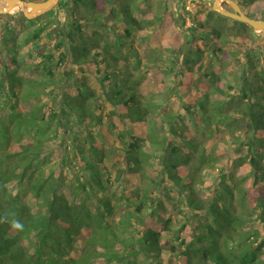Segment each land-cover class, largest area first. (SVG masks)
<instances>
[{
  "label": "trees",
  "instance_id": "trees-1",
  "mask_svg": "<svg viewBox=\"0 0 264 264\" xmlns=\"http://www.w3.org/2000/svg\"><path fill=\"white\" fill-rule=\"evenodd\" d=\"M72 1L91 12L80 17L91 33L73 16L64 34L68 46L38 49L40 79L10 70L18 65L29 75L33 65H20L13 32L0 33L15 44L5 58L0 49V89L7 96L0 116V264H264V234L254 226L264 223V36L257 39L248 24L210 8L233 26L192 15L185 47L177 23L188 14L184 7L158 17L141 15L138 0ZM235 1L264 19V0ZM111 30L113 43L106 37ZM196 34L211 43L208 58L196 48ZM228 35L238 39L234 49L221 46L231 44ZM124 41L133 46L129 55L115 54L112 47L120 51ZM143 44L148 59L139 56ZM157 53L168 64H159ZM94 57L103 59L104 76L75 80ZM53 62L64 87L46 112L41 99L55 85ZM231 62L241 66L238 72L228 69ZM59 130L73 135L72 157L82 162L72 188L64 185L66 151L58 168L46 167V147ZM118 143L125 152L116 168ZM210 169L215 175L207 186ZM180 214L177 244L162 242Z\"/></svg>",
  "mask_w": 264,
  "mask_h": 264
},
{
  "label": "rangeland",
  "instance_id": "rangeland-1",
  "mask_svg": "<svg viewBox=\"0 0 264 264\" xmlns=\"http://www.w3.org/2000/svg\"><path fill=\"white\" fill-rule=\"evenodd\" d=\"M199 0H138L140 4V10L139 13L141 15H146L148 13H152L155 16L160 17L164 12L170 11V10H176V12L180 13L183 10V7L185 11L187 10L188 14H184V17L177 18V23L178 27L181 29V32L184 34V39H186V44L184 45L185 47L191 46L190 45V35L193 32L192 29L186 30L187 27L192 26L193 21L190 20V16L192 15H198L201 16L203 20L206 19V17L210 16V19L212 21H216L218 23H221L222 25L226 27H231L233 26V22H231L230 19L227 18H222L219 19L217 18L216 15L209 13V9L211 8V4L213 0H201L202 4L199 6L198 5ZM179 2H184L178 6ZM197 2V3H196ZM176 4V5H175ZM58 5V3H57ZM55 6L54 8H57V11L50 12L47 11L45 13H42L41 15L35 17V18H26L22 11L18 9H14L11 13L7 14H0V33H2L3 38H9L10 32H13V35L17 38L15 44L17 46V54H18V61L21 62L20 65L26 66L27 64H32L33 67L31 68V71L29 72V75H26L27 72H22V69L20 70V67L17 65L15 67L10 68L12 69H17L19 74L23 73V76L27 77H32L34 79H40L43 75L45 74V71L42 70V63L40 61V55L38 54V49H41L43 52H60L61 49L65 48V45L68 46V37H64L65 31H69L71 29V25L73 23L72 17L75 16L76 18H80L81 16L84 15H90L91 12L87 8H84L82 6L77 7L72 0H65L64 7L63 8H58V6ZM178 6V7H176ZM182 6V7H181ZM243 11L248 10L250 8V5H246L244 7H241ZM53 9V8H52ZM212 10V9H211ZM178 16V15H177ZM82 18V17H81ZM80 18V19H81ZM26 19V20H25ZM183 19V21H182ZM183 22V23H182ZM82 27L84 28V33L86 35H89L91 33V29L84 25V19H81ZM37 28H42L39 35L37 37H33V32ZM10 32H9V31ZM252 33L254 37L257 39H262L264 34L261 33H255L252 30ZM117 34H115L114 31H110V33L106 36L108 42L113 43L116 40ZM227 41H231V44H226L222 43L221 46L225 49L235 48L236 44L234 41H238L236 36L230 37L225 36ZM196 40L195 46L196 48H200L201 50L206 51L205 58L209 57L210 54V42L207 43L201 38H199L198 34L195 35ZM27 39V41H26ZM136 42L142 43L141 38L137 36ZM15 44L10 39V42L4 41L0 37V49L1 52L3 53V57L5 58L8 54V49H12V47H15ZM63 44V45H62ZM125 45L121 47V50L118 51V48L113 46L112 50L114 51L115 54L119 55V53L125 55L128 54V49L131 45L126 43L124 41ZM40 47V48H39ZM133 47V46H131ZM142 47H145V45L139 46V53L140 57H144L146 59L149 58V52L142 51ZM259 51V50H258ZM120 54V56H121ZM129 55V54H128ZM23 56V57H21ZM118 57L120 60L124 61L122 58L123 57ZM168 56H163L159 57L158 53L156 55V59L158 60L159 64L166 65L168 64ZM144 59V62L147 60ZM103 59L99 57H94L89 59L88 66L89 69H86V65L82 67L81 69H78V71L75 74L74 79L75 80H80L81 82H87L89 80V76H91L94 72L98 74V78H101L105 74L106 67H104V62L102 61ZM134 60V57H130L129 61L132 62ZM123 64V62H121ZM134 68V67H133ZM143 70H145V67H142ZM241 66H237L231 62V64L228 65V69H230L232 72H238L240 70ZM50 69H51V79L55 82V85H49L47 87L48 94L46 96L42 97V101L44 102V109L46 112L49 111L50 108V103H55L57 102V93L59 90H61L64 86L61 85L60 80H61V74L59 73L60 67L59 65H56L54 62L50 64ZM49 75V76H50ZM165 80L168 81L169 85H172L173 80L170 74L166 75ZM49 81V79L47 80ZM100 85H97V92L99 91ZM62 87V88H61ZM166 90H168L165 87ZM4 91L0 89V116L5 112L4 110V105L6 104L5 99H6V94ZM4 100V102L2 101ZM106 101V100H105ZM173 103V106L176 107V105ZM1 104H3L1 106ZM76 130L74 133L80 134L81 132L85 133L83 127H74ZM112 134H116V130L112 129L111 130ZM73 135L70 134L66 135L62 130H59L55 135H53L48 142V146L46 147L47 151L45 154H47V163L46 167L48 168H58L61 160L64 156V152L66 151L65 154H68V159H69V165L65 168V173H66V179H64V185L68 186V188H72L70 183L73 180V178L81 180L83 171L81 170V165L82 162L79 161L81 159L80 157H72V150L74 147L73 143ZM77 149V146L75 147ZM114 149L116 150L115 157L113 158V162L118 168L119 161L122 160V157L125 152V143H118ZM78 150V149H77ZM242 150H246V147L242 148ZM74 152V151H73ZM79 158V159H78ZM108 166H110V162L107 161ZM157 170V169H156ZM155 170V171H156ZM249 170V166L246 165L244 168L241 169V172H245ZM215 175L214 169H210L208 173L205 175L206 176V185L210 184L212 181L213 176ZM208 190H206L207 193ZM171 194L174 197H178V192L175 189H172ZM185 222V217L183 214L178 215L177 217L174 218V226L173 230L165 233L162 236V242L164 241H171V242H177V240L174 238V231L177 230L182 223ZM256 228H258L259 232L261 234H264V223L261 222H256L254 225ZM169 242V244L171 243ZM177 244V243H175ZM164 258L167 259V257L164 255ZM176 259H173V263L176 264Z\"/></svg>",
  "mask_w": 264,
  "mask_h": 264
},
{
  "label": "water",
  "instance_id": "water-1",
  "mask_svg": "<svg viewBox=\"0 0 264 264\" xmlns=\"http://www.w3.org/2000/svg\"><path fill=\"white\" fill-rule=\"evenodd\" d=\"M60 0H0V14L22 11L26 18H35L54 8ZM223 3L230 5L226 10ZM211 9L222 16L248 24L255 33L264 34V19L252 18L235 0H213Z\"/></svg>",
  "mask_w": 264,
  "mask_h": 264
},
{
  "label": "flooded vegetation",
  "instance_id": "flooded-vegetation-1",
  "mask_svg": "<svg viewBox=\"0 0 264 264\" xmlns=\"http://www.w3.org/2000/svg\"><path fill=\"white\" fill-rule=\"evenodd\" d=\"M237 2V1H236ZM238 3V2H237ZM224 4V3H223ZM239 4V3H238ZM228 5V4H227ZM240 5V4H239ZM230 7V5H228ZM241 6V5H240ZM224 7V6H223ZM242 7V6H241ZM244 7V6H243ZM231 10V7L228 9ZM244 12H246L248 14V10H245ZM249 15V14H248Z\"/></svg>",
  "mask_w": 264,
  "mask_h": 264
},
{
  "label": "clouds",
  "instance_id": "clouds-1",
  "mask_svg": "<svg viewBox=\"0 0 264 264\" xmlns=\"http://www.w3.org/2000/svg\"><path fill=\"white\" fill-rule=\"evenodd\" d=\"M17 227H19V225H17Z\"/></svg>",
  "mask_w": 264,
  "mask_h": 264
}]
</instances>
